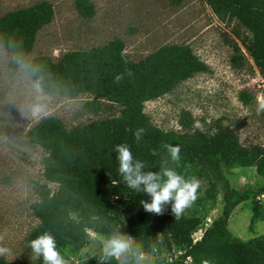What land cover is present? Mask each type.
<instances>
[{
    "label": "trees",
    "instance_id": "trees-1",
    "mask_svg": "<svg viewBox=\"0 0 264 264\" xmlns=\"http://www.w3.org/2000/svg\"><path fill=\"white\" fill-rule=\"evenodd\" d=\"M205 1L240 42L234 44L233 66L245 64L244 47L264 79V0ZM76 6L85 19L96 13L92 0H76ZM53 18L54 6L48 0L0 15V45L11 54L10 66H24L31 80L49 94L88 95L83 103L86 111L109 115L70 129L60 117L46 116L28 130L29 140L46 153L42 161L46 182L31 205L39 222L28 236V245L37 236L51 233L69 264L93 240L103 246L121 226L135 241L123 264H137V250L144 254L139 264H203L205 259L210 264H264V233L243 239L230 229L235 209L250 201L249 229L256 232L259 222H264L260 201L264 186L238 189L231 180L235 170L245 174L254 169L264 177V144L244 145L230 126L202 130L189 110L181 113L179 130L155 125L145 112L146 102L172 92L210 66L187 44H165L133 60L121 38L68 50L56 59L31 56L38 32ZM118 75L123 76L119 82ZM240 98L250 105L256 95L244 90ZM138 129L144 133L137 142ZM122 143L131 146L134 158L146 165L145 171L158 172L162 160L169 158L170 167L201 181L197 199L179 218L171 204L163 214L144 210L141 201L151 202V197L129 189L118 173L114 149ZM165 144L180 146L179 166L171 162ZM154 149L158 155H152ZM220 204L221 213L212 215ZM81 258L82 264H122L105 257L103 249L96 256ZM0 264L11 263L0 257ZM35 264H43L42 257Z\"/></svg>",
    "mask_w": 264,
    "mask_h": 264
},
{
    "label": "rangeland",
    "instance_id": "rangeland-1",
    "mask_svg": "<svg viewBox=\"0 0 264 264\" xmlns=\"http://www.w3.org/2000/svg\"><path fill=\"white\" fill-rule=\"evenodd\" d=\"M38 1L0 0V15ZM48 1L54 6V18L38 32L31 56L43 54L56 59L68 50L103 45L115 38L126 42L125 52L133 60L165 44L190 45L210 66L209 71L146 102L145 112L151 121L165 130H179L181 113L189 110L202 130L230 126L244 145L264 144V113L257 115L256 99L249 105L240 98L244 90L254 92L256 98L263 95L264 79L244 47L245 64L233 66L234 44L240 42L205 0H92L96 13L90 19L80 15L76 0ZM10 61L11 54L0 45V242L10 249L0 257L11 264H35L37 257L27 239L39 222L31 205L46 182L42 163L46 153L29 140L27 132L46 116L60 117L70 129L109 112L97 115L86 111L83 103L88 95L68 98L40 88L37 91L24 66L14 68ZM37 103L44 108L35 113ZM231 180L238 189L264 186V177L254 169L245 174L235 170ZM260 201L264 203V195ZM221 205L212 215L221 213ZM251 216V201L238 206L230 219L232 232L243 239L264 233V222H259L256 232L249 229ZM117 233L130 237L134 249L135 241L127 227L118 226ZM102 249L99 241L93 240L69 264H82L81 256H96Z\"/></svg>",
    "mask_w": 264,
    "mask_h": 264
},
{
    "label": "clouds",
    "instance_id": "clouds-1",
    "mask_svg": "<svg viewBox=\"0 0 264 264\" xmlns=\"http://www.w3.org/2000/svg\"><path fill=\"white\" fill-rule=\"evenodd\" d=\"M128 75H132L130 70ZM115 79L119 82L123 79V76L118 75ZM39 90V85H37V91ZM256 105L257 115L264 113V95L257 96ZM43 108V104L37 103L33 111L38 113ZM143 133L144 129L136 130L134 136L137 142L142 138ZM163 147L167 150L171 162L179 166L180 146L165 144ZM114 151L117 153L118 173L123 178L126 186L135 192L147 193L151 197V202L141 201L145 211L163 214L165 206L171 204L172 212L177 219L197 199L201 181L196 177H186L178 172L176 168L170 167L169 158L162 160L158 172L145 171L146 165L134 158L129 144H118ZM152 155H158L155 149L152 151ZM29 247L35 257H42L43 264H68L58 250L56 239L51 233L45 232L32 239L29 242ZM132 251V240L128 236L117 233L103 241V254L105 257H113L122 261V258ZM9 252L10 249L0 242V256H6ZM136 256L137 264H139L143 260L144 254L137 250ZM203 264H210V261L205 259Z\"/></svg>",
    "mask_w": 264,
    "mask_h": 264
}]
</instances>
